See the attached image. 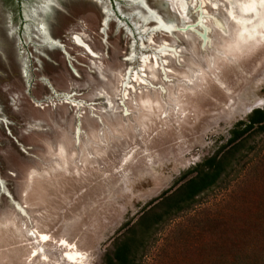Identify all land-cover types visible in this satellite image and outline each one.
<instances>
[{"label": "rangeland", "instance_id": "374dc122", "mask_svg": "<svg viewBox=\"0 0 264 264\" xmlns=\"http://www.w3.org/2000/svg\"><path fill=\"white\" fill-rule=\"evenodd\" d=\"M44 2L0 0V264H71L63 241L78 264H104L264 109V4L201 0L203 47L178 31L197 21L199 0H165L166 15L145 0L170 26L151 38L155 22L131 0H54L51 47L35 15ZM154 230L137 264H264V133L250 132L218 182Z\"/></svg>", "mask_w": 264, "mask_h": 264}, {"label": "trees", "instance_id": "16d2710c", "mask_svg": "<svg viewBox=\"0 0 264 264\" xmlns=\"http://www.w3.org/2000/svg\"><path fill=\"white\" fill-rule=\"evenodd\" d=\"M253 130L264 133V109L255 110L247 123H240L237 129L231 132V138L226 147L199 165L193 175L185 178L172 194L166 193L156 201L157 203L155 202L157 207L154 208L162 204L166 209L158 219L150 216L154 208L149 213H143L140 222L129 230L128 235L125 234L116 240L114 251L107 254L104 264H137L140 249L153 236L154 228L160 220L184 211L200 194L213 187L227 169L231 168L233 159L239 152L245 137Z\"/></svg>", "mask_w": 264, "mask_h": 264}, {"label": "bare ground", "instance_id": "6f19581e", "mask_svg": "<svg viewBox=\"0 0 264 264\" xmlns=\"http://www.w3.org/2000/svg\"><path fill=\"white\" fill-rule=\"evenodd\" d=\"M44 4L41 5L39 11H35V15L37 16V14H39L38 16L40 17V28H36L38 29V33H40V37L42 38V42L44 44L50 45L51 47L55 46L57 43L52 42L51 40V36L48 33V29H47V24H46V16L47 14L50 12L51 10V6L54 3V0H51V2H49V0H44ZM133 2V4L137 5L138 8L136 9V14L139 16L140 20L146 25L147 23H149L150 21L155 22V25L157 26L156 29H150V31L148 29H144L143 32L144 33H149V37L151 38V36L154 33L157 32H162V31H166L167 33L170 31V26L168 27L167 24L165 23L164 20H162V18L158 15V13L152 9H150L145 0H143V4L139 3L138 0H131ZM200 1V9L201 11L198 14L197 17V21L192 25V26H188V27H184L183 31L187 30L188 28L192 31H195L198 36L200 37L201 40V44L203 47H205L207 44L210 43V39H209V33H210V28L206 25L205 21H206V17H207V13L205 11L202 10V5L203 3ZM146 5V6H145ZM139 8H141L143 11H141ZM37 16V17H38ZM38 17V18H39ZM156 17H159V19H157ZM107 21V20H106ZM106 21H104V23L106 24ZM214 23L219 26V27H223V25L221 24L220 21H218L216 18H214ZM142 42V41H141ZM143 43V42H142ZM141 43L142 46H144ZM91 51V50H90ZM170 51L167 50L166 47H163L159 52H156L153 54V57L155 59V61H158V58L161 55H165L167 53H169ZM173 52V51H172ZM136 57V55H135ZM134 58V56H133ZM132 58V59H133ZM140 60L142 62L147 61V58L145 56H142L140 58ZM137 75V72L133 74L132 79H134ZM134 77V78H133ZM143 80V79H141ZM144 81V80H143ZM142 81V82H143ZM145 82V81H144ZM79 128L77 131V134L79 135ZM20 209V208H19ZM38 240L37 243H39V245L41 246L42 244H47L48 242H50V236L48 234H43V233H39L38 237L36 238ZM60 246V245H59ZM61 247H65L67 248V250H65V254L64 257L65 259L71 263V264H78L80 262H82V254L75 248V247H71L69 244H67L66 242L63 241V243L61 244ZM39 251H42V247L38 248V250L36 249L34 251V257H38L39 256ZM43 257H46L43 255Z\"/></svg>", "mask_w": 264, "mask_h": 264}, {"label": "snow or ice", "instance_id": "6c2138e0", "mask_svg": "<svg viewBox=\"0 0 264 264\" xmlns=\"http://www.w3.org/2000/svg\"><path fill=\"white\" fill-rule=\"evenodd\" d=\"M49 2H51V0H49ZM138 2L143 4V0H138ZM260 2H261V4H264V0H260ZM156 7H158L159 10H161L162 14L166 15L169 11L170 5L168 3H166L165 0H160L159 5H156ZM156 18L159 19V17H156Z\"/></svg>", "mask_w": 264, "mask_h": 264}, {"label": "water", "instance_id": "95a60500", "mask_svg": "<svg viewBox=\"0 0 264 264\" xmlns=\"http://www.w3.org/2000/svg\"><path fill=\"white\" fill-rule=\"evenodd\" d=\"M182 30H184V29H180V28H178V31L182 32ZM189 30H190V29L188 28V29L185 30V31L187 32V31H189ZM75 41H76V43H77L80 47L84 48L87 52H89L90 54L93 53V52H91V51H92L91 48H90L87 44H85V43L83 42V40H82L80 37H76V38H75ZM90 50H91V51H90Z\"/></svg>", "mask_w": 264, "mask_h": 264}]
</instances>
